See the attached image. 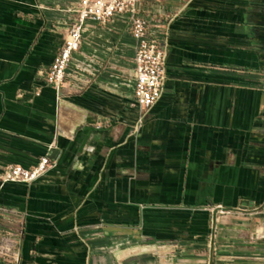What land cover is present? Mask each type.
Returning <instances> with one entry per match:
<instances>
[{
	"label": "crops",
	"instance_id": "0c3cea01",
	"mask_svg": "<svg viewBox=\"0 0 264 264\" xmlns=\"http://www.w3.org/2000/svg\"><path fill=\"white\" fill-rule=\"evenodd\" d=\"M78 0H0V234L19 264H264V0H143L168 25L161 98L132 101L124 19L88 23L51 66Z\"/></svg>",
	"mask_w": 264,
	"mask_h": 264
},
{
	"label": "built area",
	"instance_id": "2783aa9c",
	"mask_svg": "<svg viewBox=\"0 0 264 264\" xmlns=\"http://www.w3.org/2000/svg\"><path fill=\"white\" fill-rule=\"evenodd\" d=\"M78 1L77 16L67 28L63 46L55 54L49 69L39 74L47 85L59 90L68 77L73 55L79 52L88 23L105 26L114 17L122 18L134 44L132 101L129 107L139 112L140 123L164 91L167 30L175 15L162 18L150 8L143 9V0ZM53 167L47 155L31 168L6 166L0 173V184H30ZM21 238V228L16 233L0 234V264L20 263L18 248Z\"/></svg>",
	"mask_w": 264,
	"mask_h": 264
}]
</instances>
